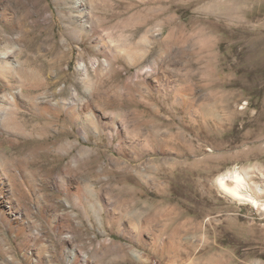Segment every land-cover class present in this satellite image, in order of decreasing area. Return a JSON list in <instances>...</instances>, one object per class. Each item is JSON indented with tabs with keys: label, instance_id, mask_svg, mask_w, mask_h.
I'll return each mask as SVG.
<instances>
[{
	"label": "rangeland",
	"instance_id": "obj_1",
	"mask_svg": "<svg viewBox=\"0 0 264 264\" xmlns=\"http://www.w3.org/2000/svg\"><path fill=\"white\" fill-rule=\"evenodd\" d=\"M76 1L0 0V63L39 96L0 150L46 193L0 264H264V0ZM73 91L93 122L52 108Z\"/></svg>",
	"mask_w": 264,
	"mask_h": 264
},
{
	"label": "bare ground",
	"instance_id": "obj_2",
	"mask_svg": "<svg viewBox=\"0 0 264 264\" xmlns=\"http://www.w3.org/2000/svg\"><path fill=\"white\" fill-rule=\"evenodd\" d=\"M5 56L6 55L2 56L5 60L0 63V77L2 80V85H0V107L6 108L7 112L3 119L0 121V144L1 134L4 131L22 132L23 134H26V128L19 122V120L15 116L18 107V104L16 102L17 99L20 96H28L32 99L39 100V96L30 95L29 91L31 90L32 85L26 84V78L24 79V77H22V74H24L23 71L21 72L20 69L14 70V73H12V75L7 71L6 64L8 60L5 58ZM79 68L81 70H84V77H86L87 69L85 68V66L83 64H80ZM16 74H21V77L15 78ZM72 94L73 98L70 100L59 99L54 101L53 103L50 102L52 104V108L55 111H59L58 109L66 110L67 114H69V117L76 124L79 123L78 119L83 118V110H85V116L93 122L94 110L92 109L91 105L87 104L84 107L83 105L78 106V92L73 91ZM42 109H45V107H43ZM77 144L78 140L74 141L73 146H77ZM28 158V156L24 158V165L21 164L20 166H18L12 160V158L7 155L6 152L0 150V227L3 226L6 230L9 231L10 236L15 239H17L21 234L29 233L28 236L30 238L32 237V240L37 243L44 238V235L41 230L42 228H40L41 224H37V222L32 220L31 212L33 208L38 212L37 214L45 217L41 198L46 193L42 192L44 188L43 185L39 182H37L33 187V194L37 199L36 202H34V197L25 192V185H29L32 187V185L28 181V178L30 179V181L35 182V177L39 180L38 175H40L37 170L32 169L28 165ZM76 160L77 159H74V165L78 161ZM16 171H19L21 173L18 175ZM227 178L233 179L235 184L230 185L227 182ZM41 181L47 182L45 181V179H41ZM62 182V188L64 190V185H66L65 187H67V184L64 181ZM217 182L224 193L230 195L234 199H246L247 195L244 194L242 189L246 185V179L240 173L234 172L228 176L223 175L219 177ZM8 244L9 246H7ZM12 249L14 248H12V245L9 243L8 237L4 233L0 232V253L7 254L8 252H11ZM46 252L44 249H40L37 253L38 258L35 260L33 258V251L24 249L23 257L27 261H30L32 259L35 260V262L45 263L49 260L47 259V256L49 255H47ZM10 260L12 261V258H8L9 262ZM54 264L61 263L55 262Z\"/></svg>",
	"mask_w": 264,
	"mask_h": 264
}]
</instances>
